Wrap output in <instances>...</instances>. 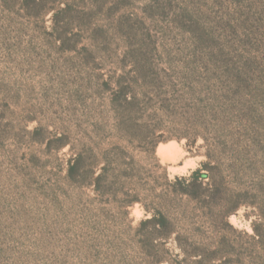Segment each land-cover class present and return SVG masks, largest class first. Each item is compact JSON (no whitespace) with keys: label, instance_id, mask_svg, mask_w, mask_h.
<instances>
[{"label":"rangeland","instance_id":"rangeland-1","mask_svg":"<svg viewBox=\"0 0 264 264\" xmlns=\"http://www.w3.org/2000/svg\"><path fill=\"white\" fill-rule=\"evenodd\" d=\"M119 105L158 147L99 194L69 161L117 143ZM207 161L264 233V0H0V264H148L145 206Z\"/></svg>","mask_w":264,"mask_h":264},{"label":"trees","instance_id":"trees-1","mask_svg":"<svg viewBox=\"0 0 264 264\" xmlns=\"http://www.w3.org/2000/svg\"><path fill=\"white\" fill-rule=\"evenodd\" d=\"M116 101L129 103L127 95L113 100ZM139 116L142 113H130L119 105L117 117L122 121L105 131L117 143L104 151L93 147L87 153L74 155L69 161V179L95 187V192L102 194L110 179L139 178L148 173L147 166L127 151V147H133L147 155L156 154L158 142L153 139V132L139 123ZM217 170L218 166L207 161L188 176L171 180L165 174L167 183L157 196L159 203L152 209L145 206L152 216L142 220L136 229L148 264H264L262 226L253 224L251 234L230 222L246 202L237 199L233 192L228 199H218L217 188L208 181ZM155 184L154 191L159 186ZM136 202L143 203L140 195L127 204Z\"/></svg>","mask_w":264,"mask_h":264},{"label":"bare ground","instance_id":"bare-ground-1","mask_svg":"<svg viewBox=\"0 0 264 264\" xmlns=\"http://www.w3.org/2000/svg\"><path fill=\"white\" fill-rule=\"evenodd\" d=\"M160 151H162V148H160Z\"/></svg>","mask_w":264,"mask_h":264}]
</instances>
